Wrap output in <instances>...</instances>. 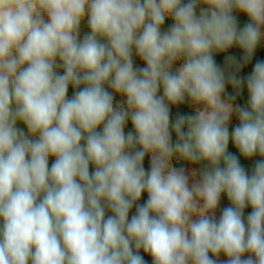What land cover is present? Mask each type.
<instances>
[{
	"label": "clouds",
	"instance_id": "9594fccd",
	"mask_svg": "<svg viewBox=\"0 0 264 264\" xmlns=\"http://www.w3.org/2000/svg\"><path fill=\"white\" fill-rule=\"evenodd\" d=\"M262 29L264 0H0V264H146L141 249L153 264H264V61L233 103ZM234 45L226 72L214 54ZM186 99L195 114L173 121ZM230 140L262 157L251 175ZM173 159L207 167L190 185Z\"/></svg>",
	"mask_w": 264,
	"mask_h": 264
},
{
	"label": "trees",
	"instance_id": "16d2710c",
	"mask_svg": "<svg viewBox=\"0 0 264 264\" xmlns=\"http://www.w3.org/2000/svg\"><path fill=\"white\" fill-rule=\"evenodd\" d=\"M197 12L199 13V7L197 8ZM234 15L237 18V26L238 28H243V26L248 22V17L246 14L241 13L239 11L234 10ZM173 21L171 20V18H166L164 25L162 26V31H166L168 30L171 25H172ZM89 31L88 27H87V23H86V19L84 22H82L81 24V29H80V38L82 39L83 36L85 34H87ZM244 53L243 50L239 48V46L234 45L233 47H231L230 49H228L226 52L223 53H215L214 54V59L216 61V63L222 68L224 69L226 72L229 71L230 69L228 68L225 58L227 56H234L236 57V59L238 61H241L242 63V57H243ZM257 60H261L264 61V41L261 38L260 43L258 44V47L255 51V54L252 58V60L250 62H248L247 64H244L240 71L237 73V75L245 80V85L243 87V89L236 94L235 90L232 88V86L230 84H228L226 86V93L227 94H236V100L233 102L234 104H238L242 107H246L247 106V102H248V92H247V87H246V78L251 74L252 69L256 63ZM133 62H134V68H142L145 67V63L144 61H142L135 53V51H133ZM180 62H176L173 65V71H176V69L179 67ZM57 72L62 74L63 73V69L62 68H57ZM106 89L110 92H112L113 97H114V106L120 104L122 101L125 100V97L121 96L120 94L115 93L111 88H108V86H105ZM75 89H73V87L70 85L69 86V90H68V98H71L73 96ZM163 90L161 88L160 93L162 95ZM170 109H171V119L174 121L176 116L178 114H195V110L194 108L191 106L190 102L186 99V101L181 104V105H175L172 106L170 105ZM239 124V120L237 118L236 115H234V117L231 118L230 120V124H229V131H231L235 126H238ZM17 127L22 128L25 133L27 134V129L26 126L23 123L18 122ZM129 131H134L131 121L129 120L125 126V134H127ZM172 142L175 143L176 142V136L175 133L173 132L172 135ZM83 143V141H82ZM228 151L231 154H234L237 156V158L239 159V162L241 164V166L245 169L246 173L251 175L253 170H254V165L255 163L262 159V157H260L259 154H256L255 156H253L252 158H245L243 157L239 150L235 147V145L232 143V141H229V146H228ZM150 155H146L145 160H144V167L146 170L150 169ZM55 157H49V167H51L52 163H54ZM173 165L177 168H184L185 170H190L192 172L196 173V177L197 179L200 178L199 173L200 171L207 167V162H200L199 164H193L191 162H187V161H183V160H176L173 159ZM95 166L91 165L89 166V170L90 172L94 171ZM147 200V193H144L141 197V199L137 202V204H143L145 201ZM231 206V202L229 201L226 193H222L221 198H220V202L218 207L215 209L214 214L212 213L211 215H214V218L219 221L220 216L222 214V211L224 208L226 207H230ZM252 208L251 206H246L244 209V213H243V219L244 222L247 223V216L251 213ZM136 213V205L133 206L132 209H130L129 212V219H131V216L134 215ZM106 217L109 215H112L111 210L106 209L105 212ZM135 251V249H134ZM140 255L143 256L144 260L146 261V264H153V260L150 254H146L144 253L143 249L140 250ZM211 255V254H210ZM248 254H245V257H247ZM214 259H219L220 260V264L221 262L226 261L228 258L227 256H225L223 253L220 254L219 257H213Z\"/></svg>",
	"mask_w": 264,
	"mask_h": 264
},
{
	"label": "rangeland",
	"instance_id": "374dc122",
	"mask_svg": "<svg viewBox=\"0 0 264 264\" xmlns=\"http://www.w3.org/2000/svg\"><path fill=\"white\" fill-rule=\"evenodd\" d=\"M46 18V17H45ZM262 31H264V29H262ZM262 39H263V41H264V36H262ZM234 115L235 114H233V116L232 117H234ZM186 171V174H188L189 175V184L191 185V183L194 181V180H198L197 179V177H196V175L195 176H193L192 175V171H190V170H185ZM212 213H210V215H211ZM193 219H197V217H193ZM216 259V258H215ZM217 260V264H220V260L219 259H216Z\"/></svg>",
	"mask_w": 264,
	"mask_h": 264
}]
</instances>
